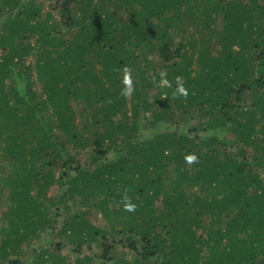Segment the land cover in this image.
Instances as JSON below:
<instances>
[{"label":"trees","instance_id":"1","mask_svg":"<svg viewBox=\"0 0 264 264\" xmlns=\"http://www.w3.org/2000/svg\"><path fill=\"white\" fill-rule=\"evenodd\" d=\"M44 7L0 0V264H264V0ZM53 184L111 225L69 215L73 261L31 245Z\"/></svg>","mask_w":264,"mask_h":264},{"label":"rangeland","instance_id":"2","mask_svg":"<svg viewBox=\"0 0 264 264\" xmlns=\"http://www.w3.org/2000/svg\"><path fill=\"white\" fill-rule=\"evenodd\" d=\"M40 1H42L44 3L45 7L42 10V14L45 16L46 12H48L50 9V4H51L52 0H40ZM32 61H34V57L29 58L27 63L30 64ZM33 81H34V79H33ZM39 87H40V85L33 84V89H40ZM193 114H195V113H193ZM182 121L185 125V127H184L185 129H190V130L193 129L189 118H186L184 120L182 119ZM186 121H188V122H186ZM147 124H148V121H145L143 126H146ZM193 126H195V125H193ZM168 129L172 131V130H175L176 128L171 126ZM160 130L162 132H165V131H167V128L161 127ZM147 131L148 130L144 129V128L142 130L143 134H145V135L150 133ZM228 140L231 142L230 149L233 150L232 151L233 153H237L238 150H242L243 145L239 146L237 138L234 135H228ZM71 154H73L77 159H81V160L85 159V156L83 154L78 153L77 150L71 149ZM55 175L57 178L60 175V171L56 170ZM63 193H64V190H61V188L58 184H53L46 191L48 205L53 206L52 207L53 211L57 212V214H55L58 216V217H56V229H55L53 235H46L45 233H42L41 238L40 239H33L31 245H32V248L37 250V252L40 254L41 250L42 251L48 250L47 248H50V246L52 244L64 243V246H65V243H66L67 247H65L64 250L62 251L63 255L67 254L69 260L73 261L75 256L70 255V250L73 248H76V246L71 245L69 239L64 238V236L61 232L62 225L69 215H72V214L78 213L80 211H85V210L89 209L90 213L87 216V219L91 223L98 226V228L106 229L108 231L111 228V225L109 224L108 220L103 216V214L100 212V210H98L97 208H94V207L92 209H90L93 203H91V205L89 206L87 204H82L78 200L67 199L66 201H64V200L61 201V196ZM0 198H2L3 202H5L6 205L8 204L7 191L5 193H0ZM3 210H4V208L0 205V216H1V213ZM118 228L120 229V227H118ZM111 236L112 235H110V234L108 235L109 241L113 240V239H111ZM100 240L102 241V238ZM86 248H89L87 253H90V255L94 256V257L96 255L99 256L100 253L102 252V248L98 247V245L96 243L87 244ZM41 254H42V252H41ZM27 264H35V259L30 258V260L27 262Z\"/></svg>","mask_w":264,"mask_h":264}]
</instances>
